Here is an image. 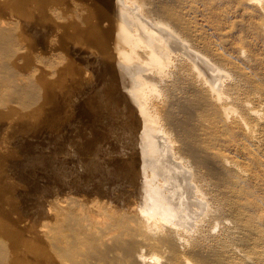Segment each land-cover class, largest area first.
<instances>
[{"label": "bare ground", "instance_id": "bare-ground-1", "mask_svg": "<svg viewBox=\"0 0 264 264\" xmlns=\"http://www.w3.org/2000/svg\"><path fill=\"white\" fill-rule=\"evenodd\" d=\"M45 1L22 0L21 12L26 16L31 14L32 6L41 15L40 20L45 16L48 19L46 13L64 3L63 0H51L52 4L48 5ZM67 1L70 2L66 4ZM67 1V9L61 6L62 17L65 19L67 12L66 18L71 19L67 24L63 23L66 20L62 24L59 20L54 28L70 29L76 35L101 29L96 23L83 27L89 17L91 2L103 7L104 36L99 44L98 63L100 82L104 85L100 83L102 87L97 86L90 94L87 104L90 112L86 110L85 113L90 123L99 119L104 124L110 123L111 127L117 126L116 142L119 143L116 147L130 148L131 155L121 159L115 149L117 157L106 158L114 150L107 144L110 142L106 136L108 129H105L108 126H104L105 134L97 136L103 130L98 126L96 129V123L94 127L100 132L95 136L93 133L88 135V155L85 157L82 153L80 156L85 157L80 164L87 173L86 178H82L85 179L82 186H78L80 180L74 178L64 182V177L54 171L61 188L51 185L57 191L52 190L54 198L46 199L48 203L42 205V216L39 215L37 221L34 219L36 222L31 229L35 235H27L29 238L26 236L25 242L21 237L17 255L10 249L12 246L8 248L7 242L0 239L4 258L2 261L0 256V263L240 264L235 255L243 252L248 262L258 264L264 258V212L259 206L263 199L257 197L247 180L249 169L227 150L230 147L249 150L252 160L264 165L262 153H254L251 149L253 145L261 151L264 148V73H256L251 66L242 64L258 60L247 53L244 45L238 47L240 58L229 53L224 43H230L232 29L240 23L253 33L252 37L264 42V0H238L237 8L243 19H234L228 27L227 21L223 20V0H200L206 11L203 13L206 23L201 26L193 25V20L188 21L191 16H186L198 0ZM14 29L13 23L0 21V41L7 40ZM207 29L222 34L218 42L208 38ZM245 38L240 34L241 40L245 41ZM22 78L19 76L18 79H28ZM98 95L103 98L99 108ZM102 108L109 112L101 113ZM77 112L81 116L80 110ZM76 131H73L75 135ZM98 140L103 142L102 147L96 143ZM95 144L107 153L105 158H95ZM74 148L77 147L74 145ZM135 150L140 153L139 161L132 155ZM24 158L28 156L21 160ZM42 158H45L43 154ZM48 165L53 166L50 162ZM63 166L62 169L66 168ZM77 174L79 172L75 171L76 177ZM74 187L75 190L86 189L87 196L80 191L82 197L73 196L78 191L70 195ZM199 210L204 213L202 222L200 216L197 218L202 213ZM30 213L34 215V212ZM205 224L220 227L216 232L217 228L213 232L211 227V232L206 230ZM190 226H195V231H192L193 227L189 230Z\"/></svg>", "mask_w": 264, "mask_h": 264}, {"label": "rangeland", "instance_id": "rangeland-1", "mask_svg": "<svg viewBox=\"0 0 264 264\" xmlns=\"http://www.w3.org/2000/svg\"><path fill=\"white\" fill-rule=\"evenodd\" d=\"M66 1L65 0L62 1L64 2L63 6L61 4L63 8L66 7V4L70 2V1H67V3L65 4ZM45 2H47L46 4L48 5L52 4L51 0H46ZM223 2H224L223 8H225V12H224L225 16L223 19V16L221 14L220 18L223 19L224 21H227L226 27L231 25V22L234 19L235 20L243 19V17L241 16L242 14L241 11L237 8L238 0H223ZM22 5H23L22 0H0V21L2 20L9 21L10 23H13L15 27V29L13 30L14 32L8 37L7 40L0 41V239H2V241H4L5 243L7 242L6 246L7 247L9 246L8 248L12 246L10 249L15 252V255L18 254V251L20 249V244H22L21 240L23 239L22 241L25 242L24 239L29 238L31 234L32 236L35 235L34 233L35 231L32 232L31 227H33V224L37 221L36 219L42 216V214H40L41 212L44 211V206L42 205H44L45 202L47 204L48 203L47 201L54 198V193L52 192V190L57 191V188L58 189L61 188L59 185L60 183H58L60 182L58 180V176L64 177L63 181L65 180L66 182L69 180L71 181V179L73 180V178L76 181L80 180L77 182V185L81 183L78 186H82V181L85 180L82 178H86L85 175H87V173H85L86 171L85 169H83L84 166L82 163L80 164V162H82L81 161L82 159L84 160L85 157H87L86 156L88 155L87 152H89V151H86L88 149V146H90L88 145L89 144L88 143L89 134H90L89 136H91V134L93 133V135L95 136L96 135L95 133L98 134L100 130L104 131L105 129H108L107 133H111V134H107L105 130L104 132L101 131L97 136H101L102 133L104 134L106 133V136L108 138L107 140H109L110 138L109 140L110 142H108L107 144H110L111 146H113L112 149L114 150L111 151L112 153L109 152L108 154L107 153L104 154V152H102L100 148L102 147L103 142L98 140L96 143L101 144V145H99L100 147H98L97 146L98 144H95L96 145L95 146L96 153L94 155L95 158L103 159L107 155L108 156L106 158H108L109 156H110L109 158H112L113 156H114L113 158H115L118 155V157L120 158L122 157L121 159H126V157L128 159V157L131 155L129 153L130 148L128 149L120 148L121 146L116 147V144L119 143V142H116V134H117V129H118L117 126L111 127L110 123L108 124L105 123L107 124L105 125L103 120L99 121V119L93 122L94 124L90 123L89 119L87 120L89 116L87 117L88 114L85 113L87 111H88L87 113L90 112V109L88 110L89 105H87L89 102L88 97L90 96V94L94 92L93 90H95L97 86H101V84H103L102 82H100V78H99L101 69H99L100 63H98L100 56H101L100 51H98V49L100 48L99 44L103 40V36H104L103 29H104L105 22L103 20V12H102L103 7L100 5L95 6L91 2V5H89V12H88L89 17L87 19L86 24L83 27V29H85V27L89 23H96L101 27V29H96L94 31H88L85 33H81L80 35L79 33H77L76 35L75 34L76 32L73 33V31L70 29H66L67 30L66 31L65 29H62L61 27L54 28L57 25L56 23L59 22V20L61 21L60 24H62V21L66 20L63 23L67 24L66 22L69 21V19H71V18H68V19L66 18L67 12H65L66 13L65 19L64 17H62L63 13L61 11H63V8H61L59 4L57 6L60 7V10L56 6L54 10H49L50 12L48 11L46 13L47 15H49L47 16L48 19L46 18V16L44 17V19L47 22L43 19V17L40 20L41 15L39 16L37 11H35V9H33L32 6H31V14H28L29 16L24 15L21 12ZM195 5H196L194 7L195 9L193 8L189 12V14L190 13L191 14L190 15L187 14L186 16L188 17L191 16L188 19V21L190 20L191 22V20H193L192 21L193 25L197 24L196 26L198 25L201 26V24L206 23V21L204 20V16H203V13L206 11L204 10L203 8L204 5L202 4L200 0L196 1ZM41 6L42 5H40V7ZM64 9H67V7ZM56 11L57 13H55ZM50 13L53 14L54 17L51 16ZM55 14L57 15L58 19L55 16ZM52 17L58 21L56 20L54 21ZM49 18L52 19L53 22H51L52 20H50ZM245 19L246 18H244V20ZM204 26L206 27V25ZM242 26L243 25L241 23L238 25H234L232 32H231L232 35L230 36V43L229 44L224 43L225 49L229 53H232L233 55L238 56V57L240 56V58H242L241 53H239L240 50L238 47L241 45H244L245 48L247 49L246 50L247 53H250L254 57V59L257 58L258 60L256 61L251 60L253 63L249 61L251 64L247 62H244L242 64L251 66L252 70L255 71L256 73L258 72L264 73V42L261 40H257L255 37H252L253 33H251L248 30V28L245 29L244 26L243 27ZM40 31L42 33H40ZM219 34L220 33L214 34L211 32V30L209 31V29L206 30V35L208 36L210 40L214 42L215 41L218 42L219 41L218 39L221 38L222 34L220 35ZM240 34H242L243 36H246L245 41L244 39L242 40L240 39ZM90 46L92 47L90 48ZM96 58L97 59L99 58V59L97 60ZM254 65L256 66L255 68H254ZM96 66L98 67L99 71L98 69L94 71L96 69ZM95 74L99 76L97 77L95 76ZM19 76L20 77L23 76L22 79H24L25 77H26L25 79L27 78L28 79L27 81H21V79L20 80L18 79ZM91 79L93 82L90 81ZM18 80L21 82L19 83ZM98 82L99 84L100 83L101 84L99 85ZM100 97L101 96L99 95L96 97L98 98L96 99V101H98V108L100 107V105H102V102H103V98L102 97L100 98ZM85 100H87V103H85L86 102ZM84 106L86 107L88 106V107L87 108L85 107L84 109ZM104 109L106 110V108H102L103 111ZM79 110L81 112L80 114L82 117L79 115V112H77ZM103 111L101 113H104L105 115L109 112L108 110H106L105 112ZM74 114L75 116H73ZM85 114L86 116H83ZM76 115H79L80 117L79 116L77 117ZM98 121L99 123L101 122V124L103 125L99 126ZM74 122H76L77 124L76 123L74 124ZM85 125L87 126L86 129H84ZM94 125L96 129L99 127L98 129L100 130L96 131ZM88 126L89 127L93 126V127L89 128ZM104 126L105 127L108 126V127L105 128ZM73 127L77 128V129H74L75 131L77 130L76 135L74 134L75 132H73L74 131ZM82 128L84 129V131ZM94 129H95V132H94ZM91 130H93V132ZM112 130L113 131L115 130L116 133L113 132ZM85 131H88V133ZM74 136L75 138L78 137L77 139L79 141L75 139ZM72 137L75 141L72 139ZM81 137L82 139H80ZM85 137H86V140L84 139ZM71 139L73 143L71 142ZM76 140L78 143L76 142ZM84 140H85L86 148H85V145H83L84 142L82 143V141ZM25 142L27 143V145ZM70 143H72V146H70L71 145ZM79 143L81 144V146ZM73 144L77 148H74ZM105 145L106 144H104L103 148L105 147ZM25 148L26 149L28 148V149L26 150ZM83 148L86 154H84L85 152L83 151ZM230 148L231 149L227 150V152H229V155L233 156L235 159H238L242 165H244L245 167L249 169L248 170L249 172L247 171V173L248 175L250 173V175L247 178V180L250 182V186L254 188L257 197L263 199V201L261 202L259 206L261 209H263V212H264V165H260L259 163H256L254 160H252L249 150L242 151V150H236L233 147H230ZM55 149H57L59 153H57ZM77 149L78 151H76ZM115 149H116L117 155L114 152ZM251 149L253 150L254 153L256 152H258L259 154L262 153L264 157V148L261 151V149L256 147V145H253ZM51 151L52 153H50ZM28 152H30V155ZM76 152L77 153L79 152L78 153V155L80 154L79 157ZM99 152L101 154H98ZM136 152L137 150H135V154L132 153V155H135L137 160L138 159L141 160V158H139L140 157L139 151L138 153ZM33 153H34V156H33ZM54 153H56L57 158L53 157L55 156ZM82 153L85 156V157L83 156L84 158L83 157L80 158ZM42 154H43V157L47 159L42 158ZM69 154H71V158L69 157L70 156ZM36 155L38 158L35 157ZM49 155L50 156L52 155L51 159ZM76 155L78 158L76 157ZM27 156L28 158H24L26 160L24 159L21 160V158L27 157ZM33 157L36 158V160ZM44 159H45V162H44ZM58 159L60 160L63 159L65 160V162L63 160L62 161L59 160V162H57ZM76 160H77V163H74L76 162ZM70 161L73 162V163L71 162L72 165ZM49 162L53 166L51 165L49 166L48 165ZM52 162H55V164ZM61 162L63 164L66 163L65 164L66 168L62 169L63 164ZM58 163L62 165L60 166ZM34 164H36L37 167ZM67 164H69L70 166H68ZM47 167H49L50 169ZM52 167H54L55 169ZM69 168H71V170ZM82 169L84 170L83 171L84 175L81 172ZM61 170H62V173L60 172ZM67 170L71 171L72 173L74 172L73 175H71V172L67 173ZM54 171L57 173V175H58V172L61 175L59 174L57 176ZM75 171L76 173L79 172V174H77V177L75 175ZM48 175H50L51 177ZM47 177H50V178L48 179ZM46 179L48 180V182H45L47 181ZM42 180L43 181L45 180V181L43 182ZM43 183L45 185H43ZM47 185L50 186L51 189L47 187ZM51 185L53 186L55 185V187L57 188H54ZM47 190H49V192ZM73 190L74 191H72L70 195H73L77 191L78 192L80 191L81 194H83L84 196H87L88 194V192L85 191L86 189H83V191L82 189L75 190V187H74ZM78 192L77 194H74L73 196H77V197L80 196L81 194L80 192L78 194ZM36 195H37L36 197L37 199L35 198ZM41 195L45 199H43ZM80 197H82V195ZM47 198L48 200L46 201ZM35 199L37 203L36 201L35 202L33 201ZM27 207H29L30 210H28L29 208L27 209ZM23 209H27V210H23ZM36 209L37 210L40 209L41 211L40 210L37 211ZM11 210H14V212H12ZM26 211H29V212H26ZM200 211H202V213ZM30 212H34V215L33 213H30ZM17 213L20 214L19 217ZM199 213H198L199 215L197 216V218L199 219V216H200L199 221L202 222L203 217H204L203 210H199ZM25 214H27V216H25ZM22 216H24L23 219H22ZM50 217L51 215H49L48 219H50ZM201 217H202V220H201ZM15 218L18 220H16ZM21 219L24 221H21ZM14 220L15 222L16 221H20V222L15 223ZM30 220L34 222L31 223ZM11 222L14 224L12 225ZM206 223L208 222L206 221ZM20 224H22V226ZM205 226H206V230L208 229L210 231L212 230L211 229L212 227L213 232L215 228H217L215 230L216 232L218 231L220 227V225H218V227H213L210 224L208 225L205 224ZM192 227L188 229L191 230ZM19 229L20 230L22 229V231H19ZM26 229L27 231H25ZM195 229L196 228L194 226L192 231H195ZM18 231L21 234L18 233ZM23 231H25L24 233L26 235H24ZM26 232H28V234ZM14 236H19V237H14ZM22 236L23 238L21 239ZM214 241L216 240L214 239ZM237 254L235 255L237 257L235 258L236 262L238 261L237 263H240V264H250L251 263V262H248V259H247L248 257L246 258L243 256L244 255L243 252L242 254H238V256ZM2 255L3 253L2 251H0L1 258L3 257ZM238 258H241V259L239 260ZM3 260L4 258H2V261ZM2 261L0 264H2ZM257 263L264 264V258H262L260 262H257Z\"/></svg>", "mask_w": 264, "mask_h": 264}]
</instances>
